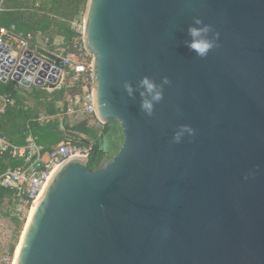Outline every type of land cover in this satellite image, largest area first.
Segmentation results:
<instances>
[{"label":"water","instance_id":"95a60500","mask_svg":"<svg viewBox=\"0 0 264 264\" xmlns=\"http://www.w3.org/2000/svg\"><path fill=\"white\" fill-rule=\"evenodd\" d=\"M194 17L219 34L206 58L185 45ZM84 27L97 120L124 142L55 171L17 264H264V0H88ZM17 63L1 46L3 82ZM144 76L171 81L151 117L123 88Z\"/></svg>","mask_w":264,"mask_h":264},{"label":"trees","instance_id":"16d2710c","mask_svg":"<svg viewBox=\"0 0 264 264\" xmlns=\"http://www.w3.org/2000/svg\"><path fill=\"white\" fill-rule=\"evenodd\" d=\"M38 2L37 4L33 0H2L0 36L2 29H7L17 36L30 38L32 51L39 49L55 56L79 54L91 61V57L86 55L83 48L81 36L72 26L73 22L85 15L88 0H39ZM58 38L63 39L60 45L56 42ZM84 86V83H77L72 87L66 85L49 93L40 87L27 88L11 77L7 82L0 79V97L5 98L6 103L4 112L0 114V135L17 144H25L33 138L45 150H51L68 139L75 144L93 145L91 141L96 140L100 135L103 154L91 169L104 167L120 152L124 142V135L118 122H112L101 130L93 127L101 124L97 120L93 124L90 119H67L63 123L56 121L44 126L38 122L41 114L57 115L58 103L82 94ZM33 99L37 104L29 105L28 103ZM93 146L94 154L97 152V145ZM21 164L23 163L20 160L8 154H0V174ZM13 194L11 190L0 189V213L4 205L13 204ZM5 216L12 217L17 231H22L23 223L18 217L12 216L11 212H7ZM14 254L15 247H12L9 256Z\"/></svg>","mask_w":264,"mask_h":264},{"label":"built area","instance_id":"2783aa9c","mask_svg":"<svg viewBox=\"0 0 264 264\" xmlns=\"http://www.w3.org/2000/svg\"><path fill=\"white\" fill-rule=\"evenodd\" d=\"M72 26L74 31L81 36L83 42L84 16L73 22ZM4 45L11 48V55L18 57V63L14 67L11 78L27 88L35 86L55 91L66 85L69 87L77 83L85 85L82 94L69 97L58 103L59 113L57 115L41 114L38 118L41 125L56 121L63 123L67 119H90L92 122L97 120L91 56V61L79 54L57 56L62 60L63 68L46 62H42L38 66L33 62L32 66L35 67L33 70L32 67L23 65L21 61L27 52H33L30 49V38L25 39L7 29H2L0 47ZM86 55L89 56L87 52ZM93 152V145L75 144L71 139L60 143L51 150H45L33 138H30L25 145L19 146L0 135V154H8L23 163L0 174V189L13 191L14 206L24 205L27 208H32L41 198L55 171L64 162L75 157L90 158Z\"/></svg>","mask_w":264,"mask_h":264},{"label":"clouds","instance_id":"9594fccd","mask_svg":"<svg viewBox=\"0 0 264 264\" xmlns=\"http://www.w3.org/2000/svg\"><path fill=\"white\" fill-rule=\"evenodd\" d=\"M188 35L190 40L185 41V45L200 58H206L208 54L218 46L219 34L213 30L212 25L205 24L199 17H194V24L189 25ZM171 83L170 79L165 76L160 83L149 76H144L134 86L131 82L125 81L123 88L129 97H134L137 90H140V110L145 115L151 117L154 115L156 104L164 99V89ZM195 129L190 125H179L174 132L173 143H182L185 136H194Z\"/></svg>","mask_w":264,"mask_h":264},{"label":"rangeland","instance_id":"374dc122","mask_svg":"<svg viewBox=\"0 0 264 264\" xmlns=\"http://www.w3.org/2000/svg\"><path fill=\"white\" fill-rule=\"evenodd\" d=\"M93 124H95V122H93ZM93 127H95L98 130H101L104 126L97 124L94 125ZM99 137L96 140L91 141V144L97 145V152H95L92 155L91 163L92 161L99 159L103 154L102 145ZM30 211L31 208H27L24 205L19 207L14 206L13 204L10 203L4 205L2 213H0V264H13L19 245L21 243V239L23 236L22 234L24 233V229L26 227ZM7 212H11L12 216L18 217L21 220V222L23 223L22 231L20 232L17 231V226L14 220H12V217L5 216ZM12 247H15V254L14 256L10 257L9 254H10V249Z\"/></svg>","mask_w":264,"mask_h":264},{"label":"crops","instance_id":"0c3cea01","mask_svg":"<svg viewBox=\"0 0 264 264\" xmlns=\"http://www.w3.org/2000/svg\"><path fill=\"white\" fill-rule=\"evenodd\" d=\"M33 1H35L37 4L39 3V2H38L39 0H33ZM0 4H2V0H0ZM56 42H57L58 45H60V44L63 43V39H62V38H58V39L56 40ZM43 56H45V55H43ZM39 57H40V56H39ZM43 58H44V57H43ZM37 59H38V58H37ZM40 60H41V59H40ZM32 87H35V86H32ZM32 87H31V88H32ZM37 88H39V87H37ZM40 88L45 89V88H43V87H40ZM46 90H47V89H46ZM47 91H48L49 93L54 92V91H51V90H47ZM28 104H29V105H35V104H37V102H36L35 99H33V100L30 101ZM5 107H6L5 98L0 97V114L4 112ZM57 107H58V105H57ZM10 141H11V140H10ZM26 143H27V141H26ZM26 143H25V144H26ZM14 144L19 145V146H23V145H25V144H17V143H14Z\"/></svg>","mask_w":264,"mask_h":264},{"label":"bare ground","instance_id":"6f19581e","mask_svg":"<svg viewBox=\"0 0 264 264\" xmlns=\"http://www.w3.org/2000/svg\"><path fill=\"white\" fill-rule=\"evenodd\" d=\"M40 199H41V198H40ZM40 199H39V200H40ZM39 203H40V202L37 201V202L32 206V208H31V211H30V213H29V218H28V221H27L26 227H25V229H24V233L22 234L23 236H22V239H21V243H20V245H19V248H18V251H17V254H16V257H15V260H14L13 264H17V261H18V258H19V254H20V251H21V246H22V243H23V241H24L26 231H27V229H28V227H29V225H30L32 219H33V216H34V214H35V212H36V210H37V208H38Z\"/></svg>","mask_w":264,"mask_h":264}]
</instances>
